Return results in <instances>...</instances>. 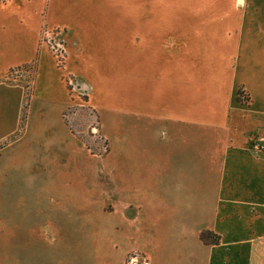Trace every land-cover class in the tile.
I'll use <instances>...</instances> for the list:
<instances>
[{"label":"crops","instance_id":"crops-1","mask_svg":"<svg viewBox=\"0 0 264 264\" xmlns=\"http://www.w3.org/2000/svg\"><path fill=\"white\" fill-rule=\"evenodd\" d=\"M130 1L128 11L123 0H0V142H7L0 154L13 148L10 158L18 167L47 169L60 164L64 168L59 174L72 172L83 180L85 191L93 188V192L99 162L106 171L105 201L120 213L116 217L115 211L106 212L116 221L111 233L113 226L121 233L112 241L126 247L125 255L130 245L140 243L142 247L132 253L146 257L149 264L156 258L159 264L170 260L171 264H264V152L257 151L264 138V1L229 0L242 19L229 63L194 60L202 55V46L193 57L186 41L191 36L183 31H179L183 46L171 51L176 42L164 31L155 0ZM48 6L54 7L52 16L46 12ZM47 28L58 31L53 37L65 51L62 69L41 42V32ZM163 38L168 39L165 49L160 46ZM157 51L168 52L167 62L150 61ZM33 63V94L22 127L25 87L7 77L12 70ZM144 68L150 71L145 80ZM165 70L170 84L161 87L168 91L167 115L177 119L176 133L181 132L177 124L189 122L186 131L193 146L200 143L208 154L218 149L217 158L214 153L208 155L199 172L191 175L189 171L188 179L180 176L176 183V158L167 174L145 172L155 164L152 159L143 160L141 150L157 143L140 123L135 121L132 127L128 120L130 113L139 111L144 92L148 95L157 84H164L160 81L165 80ZM68 76L85 88L111 140L109 153L100 161L81 147L66 125L64 113L73 103L67 95ZM101 85L130 112L106 116L100 107L105 99L97 95ZM241 88L249 94V104L238 102ZM195 125L204 129L197 130ZM117 127L115 137L110 131ZM108 164L119 168V178L105 168ZM32 179L26 176L24 183L35 184ZM127 180L135 184L127 187ZM39 184L40 193L56 197L64 193L57 180L40 177ZM80 190L70 192L87 197ZM112 194L119 196L118 203L110 201ZM202 232L213 234L211 242L201 241Z\"/></svg>","mask_w":264,"mask_h":264},{"label":"rangeland","instance_id":"rangeland-1","mask_svg":"<svg viewBox=\"0 0 264 264\" xmlns=\"http://www.w3.org/2000/svg\"><path fill=\"white\" fill-rule=\"evenodd\" d=\"M123 3L129 11L131 1L123 0ZM154 4L155 8L159 9V18L162 20L160 22L164 31H168L166 34L172 38L171 40L175 39L176 44L170 47L171 51L183 46L179 45L185 42L179 39L181 37L179 31H183L191 36V39L186 41L187 45L191 46V52H194L193 57L196 55L195 51L202 46V55L194 60L203 63L222 59L229 63L232 52L237 46L236 37L242 20L241 13L232 9L229 0H155ZM53 9V6H48L47 14L52 16ZM175 17V21L170 20ZM57 32L55 29H43L41 42L45 46L48 45L58 68L62 69L65 66L64 49L63 56H59V59L56 57L59 52L55 55L52 50V46L59 48V43L57 41L56 43L53 37ZM167 40L163 38L160 45L162 49H165ZM151 46L153 47V44ZM167 54L168 52L157 51L154 54L155 57L151 55L150 61L154 58L158 64L165 63L168 60ZM174 54V52H169L170 56ZM142 71L145 80L150 71L147 68ZM164 72L166 73L163 76L165 80L160 81L164 84H157L148 95L144 92V101L139 111L130 113L128 120H131L129 124L132 127L140 123V127L145 128L149 135L153 134L154 141L157 143L156 147L146 146L141 150V158L143 160L152 159L155 164H152V169H145V172L151 175L167 174L173 168V158H176L179 160V163L175 164L176 183L180 176H186L188 179L189 171L191 175L193 171L199 172L201 163L203 165L208 155L214 153V159L217 158L218 149L208 154L207 149L201 148L200 143L198 146H193L191 134L186 131L190 128V123L185 122L186 120H184L185 127L177 124L181 132L176 133L177 119L171 114L167 115L169 111L168 91L166 87H161L170 84L166 76L167 70ZM35 76L36 64L33 63L12 70L7 77L10 82L22 83L25 87L22 127L28 115ZM169 78L172 83L175 79L174 71L173 77L170 75ZM72 80L73 78L68 76L67 95L73 99V103L64 113L66 125L76 134L81 147L85 146L94 155L96 161H100L99 159L109 153L111 140L103 129L98 110L89 103L85 88ZM238 94H240L237 97L239 103H250L246 90L241 88ZM97 95L105 99L100 107L106 116L121 117V114L130 112L126 107L121 108L119 101L110 97L103 85L97 86ZM151 99L154 102H151ZM232 126H234L233 123ZM195 128L204 129L200 125H195ZM110 134L115 137L119 136V128L111 129ZM198 134L201 136V131H198ZM0 144L4 149L7 142H0ZM23 144L20 143L18 146L22 148ZM13 151V148L7 149L0 154V264H149L146 257L140 254V257H137L136 253H132L142 247L140 243L130 245L129 254L125 255L126 247L119 245L118 240L115 243L112 241V238H119L121 233L119 230H114L116 221L109 217L110 215H106V212L115 211L116 217H120V213L113 203L107 204L105 201L106 195L103 187L106 171L104 172L99 162L96 164L97 178L94 183V192H96L94 195L93 188L85 191L83 180L76 178L72 172L69 176L59 174L64 168L60 164H52L53 166L47 169L24 164H19L20 167L16 166L14 158H10ZM15 151L20 152L19 149ZM105 168L110 170L114 178L120 177V170L117 166L111 167L108 164ZM26 176L33 177L32 183L34 180L38 183L25 184ZM40 177L59 181L64 187L63 195L56 197L45 191L40 193V188L42 189L39 184ZM92 180L94 181V177ZM113 181L109 182L110 186L113 185ZM126 182L127 187L135 184L129 180ZM186 185L188 186V182ZM10 186H13L12 197L8 195ZM79 188L81 189L79 192L87 194V197H79L81 196L79 193L77 197L72 195L70 190ZM109 198L112 202H119V196L115 194ZM112 223L114 226L111 233ZM146 248L150 250L149 243H146ZM159 261L156 258L153 264H159ZM171 263H173L172 260L169 261V264Z\"/></svg>","mask_w":264,"mask_h":264},{"label":"built area","instance_id":"built-area-1","mask_svg":"<svg viewBox=\"0 0 264 264\" xmlns=\"http://www.w3.org/2000/svg\"><path fill=\"white\" fill-rule=\"evenodd\" d=\"M58 46H59V48H55L54 46H52V50L54 51L55 55H56V53L59 52V55H56L57 59H59V56L60 57L63 56V52H64L62 45H58ZM257 147H256L257 151L264 152V138L258 142Z\"/></svg>","mask_w":264,"mask_h":264},{"label":"trees","instance_id":"trees-1","mask_svg":"<svg viewBox=\"0 0 264 264\" xmlns=\"http://www.w3.org/2000/svg\"><path fill=\"white\" fill-rule=\"evenodd\" d=\"M238 95H240V94H238ZM2 149V144H0V150ZM213 236V234L212 233H209V232H202L201 234H200V239H201V241L202 242H204V243H209V242H211V237ZM212 242H215V241H213L212 240Z\"/></svg>","mask_w":264,"mask_h":264},{"label":"snow or ice","instance_id":"snow-or-ice-1","mask_svg":"<svg viewBox=\"0 0 264 264\" xmlns=\"http://www.w3.org/2000/svg\"><path fill=\"white\" fill-rule=\"evenodd\" d=\"M241 2H242V0H241Z\"/></svg>","mask_w":264,"mask_h":264}]
</instances>
